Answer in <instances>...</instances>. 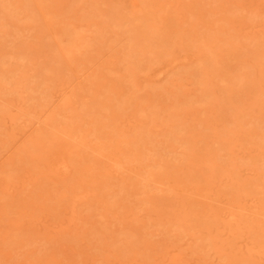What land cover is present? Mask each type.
Listing matches in <instances>:
<instances>
[{
  "label": "rangeland",
  "instance_id": "374dc122",
  "mask_svg": "<svg viewBox=\"0 0 264 264\" xmlns=\"http://www.w3.org/2000/svg\"><path fill=\"white\" fill-rule=\"evenodd\" d=\"M138 2L0 0V264H264V0Z\"/></svg>",
  "mask_w": 264,
  "mask_h": 264
},
{
  "label": "bare ground",
  "instance_id": "6f19581e",
  "mask_svg": "<svg viewBox=\"0 0 264 264\" xmlns=\"http://www.w3.org/2000/svg\"><path fill=\"white\" fill-rule=\"evenodd\" d=\"M121 1H122V0H121ZM127 1H129V3H130L131 5H134L135 2H137V4L139 3V2H138L139 0H138V1H136V0H127ZM140 1H141V0H140ZM142 2H143V1H142ZM142 2H141V4H142ZM125 4H126V3H125ZM122 5H124V4H122ZM126 5H128V3H127ZM120 6H121V5H120ZM142 6H143V4H142ZM144 6H145V5H144ZM121 7H122V6H121ZM126 7H127V6H126ZM134 7H135V6H134ZM2 8H3V7H2ZM123 8H124V7H123ZM119 9H120V8H119ZM143 12H144V10H143ZM137 15H138V14H137ZM139 16H140V14H139ZM142 19H143V17H142ZM135 20H136V19H135ZM144 21H145V20H144ZM136 22H138V21H136ZM139 23H140V22H139ZM137 24H138V23H137ZM139 27H140V26H139ZM58 33H59V32H58ZM76 35H77V37H78L77 31H76ZM58 36H59V35H58ZM77 37H75V38H77ZM75 38H74V39H75ZM53 40H54V39H53ZM77 40H78V39H77ZM148 40H149V39H147V41H148ZM149 41H150V40H149ZM62 44H63V43H62ZM68 44H69V43H68ZM50 45H51V44H50ZM149 45H151V44H149ZM48 47H49V46H48ZM55 47H56V46H55ZM50 50H51V49H50ZM54 54H55V53H54ZM57 57H58V56H57ZM11 58H12V57H11ZM14 59H15V58H14ZM35 59H36V58H35ZM35 59H34V60H35ZM17 60H18V59H17ZM17 60H16V63L18 62ZM60 60H61V59H60ZM19 63H20V62H18V64H19ZM26 63H27V62H26ZM18 66H19V65H18ZM19 67H20V66H19ZM12 68H13V67H12ZM30 68H31V67H30ZM146 69H147V68H146ZM23 70H24V69H23ZM45 70H46V69H45ZM134 71H135V70H134ZM134 71H133V72H134ZM146 71H147V70H146ZM45 72H46V71H45ZM20 73H21V72H20ZM49 74H50V72H49ZM234 76H235V75H234ZM4 77H5V76H4ZM35 78H36V77H35ZM226 78H227V77H226ZM227 80H229V79H227ZM18 81H19V80H18ZM31 81H32V79H31ZM49 81H50V80H49ZM3 82H4V81H3ZM13 82H14V80H13ZM146 82H147V81H146ZM1 83H2V81H1ZM154 83H155V82H154ZM4 84H5V83H4ZM14 86H15V85H14ZM18 86H20V85L18 84ZM49 86H50V85H49ZM15 88H16V87H15ZM18 88H19V87H18ZM24 88H25V87H24ZM48 88H49V87H48ZM0 89H1V88H0ZM16 89H17V88H16ZM20 89H21V88H20ZM25 89H26V88H25ZM11 91H12V90H11ZM22 92H23V91H22ZM21 94H22V93H21ZM30 95H31V94H30ZM63 95H64V94H63ZM21 96H22V95H21ZM129 97H130V96H129ZM85 98H86V96H85ZM124 98H125V97H124ZM4 100H5V99H4ZM59 100H60V99H59ZM63 100H64V99H63ZM63 100H62V101H63ZM66 102H67V103H71V102H72L71 97H68V96H67V98H66ZM5 103H6V102H5ZM63 103H64V102H63ZM64 104H65V103H64ZM83 104H84V103H83ZM127 104H128V102H127ZM2 105H3V104H2ZM2 105H1V106H2ZM85 105H86V104H85ZM66 106L69 107L68 105H66ZM63 107H64V105H63ZM79 107H80V106H79ZM83 107H84V106H83ZM57 109H58V107H57ZM67 109H69V108H67ZM84 109H85V108H84ZM116 109H117V108H116ZM82 110H83V109H82ZM43 111H44V110H43ZM260 112H261V111H260ZM263 112H264V111H263ZM263 112H262V113H263ZM52 113H53V112H52ZM52 113H51V114H52ZM258 113H259V111H258ZM58 114H59V113H58ZM60 114H61V113H60ZM48 116H49V115H48ZM40 117H41V116H40ZM242 117H243V116H242ZM250 117H251V115H250ZM259 117H260V116H259ZM226 118H227V117H226ZM248 118H249V117H248ZM49 119H50V117H49ZM49 119H48V120H49ZM67 119H68V118H67ZM73 119H74V118H73ZM55 120H56V119H54V121H55ZM59 120H60V118H59ZM234 120H235V119H234ZM73 121H74V120H73ZM46 122H47V120H46ZM48 122H50V120H49ZM55 122H56V121H55ZM69 122H70V121H69ZM74 122H75V121H74ZM74 122H73V123H74ZM79 122H80V121H79ZM113 122H114V121H113ZM236 122H237V121H236ZM53 123H54V122H53ZM230 123H231V122H230ZM54 124H55V123H54ZM56 124H57V122H56ZM56 124H55V125H56ZM65 125H66V124H65ZM67 126L69 127V131L72 130V132H73L74 127L72 126L73 128L70 129V125L68 124ZM215 126H216V125H215ZM226 126H227V125H226ZM45 127H46V126H45ZM65 127H66V126H65ZM195 127H196V126H195ZM216 127H217V126H216ZM228 127L231 128L230 125H229ZM250 127H251V126H250ZM255 127H256V126H255ZM47 128H48V127H47ZM47 128H46V130H48ZM66 128H67V127H66ZM66 128L64 129V125H63L62 128H59V129L62 130L61 133H62V132H65V134H66V130L68 129V128H67V129H66ZM117 128H118V127H117ZM214 128H215V127H214ZM230 128H229V129H230ZM41 129H42V128H41ZM43 129H44V128H43ZM81 129L83 130L82 127H81ZM122 129H123V128H122ZM237 129H238V128H237ZM75 130H76V129H75ZM82 130H81V131H82ZM217 130H218V129H216V132H217ZM226 130H227V128H226ZM230 130H231V129H230ZM245 130H246V129H245ZM250 130H251V129H249V131H250ZM58 131H59V130H58ZM69 131H68V132H69ZM79 131H80V130H79ZM79 131H78V132H79ZM236 131H237V130H236ZM238 131H239V130H238ZM252 131H253V130H252ZM255 131H256V130H255ZM70 132H71V131H70ZM170 132H172V131H170ZM228 132H229V131H228ZM234 132H235V130H234ZM234 132H233V133H234ZM42 133H43V132H41V136H42ZM46 133L49 134V132H46ZM74 133H75V135H76L77 132H74ZM178 133H179V132H178ZM210 133H212V132H210ZM233 133H231V134H233ZM44 134H45V133H44ZM57 134H58V133H57ZM62 134L65 135L64 133H62ZM135 134H136V133H135ZM213 134H214V132H213ZM216 134H217V133H216ZM220 134H221V133H220ZM229 134H230V133H229ZM37 135H38V138H39V137H40V136H39V133H38ZM67 135H68L69 139L71 138V139H70V142H71V140H73V139L75 138V137H73V139H72V137H71L72 135L75 136L74 134L67 133ZM122 135H123V134H122ZM226 135H228V134H226ZM234 135H235V134H234ZM234 135H233V136H234ZM43 136H44V135H43ZM47 136H48V135H46V137H47ZM65 136H66V135H65ZM86 136H87V135H86ZM183 136H184V135H183ZM81 137H82V136H81ZM194 137H195V136H194ZM194 137H193V138H194ZM219 137H220V136H219ZM231 137H232V136H231ZM231 137H229V138H231ZM54 138H55V137H54ZM58 138H59V139H58ZM58 138H57V140H59V142H60V141H61L60 139H62V138H60V137H58ZM188 138H190V137H188ZM205 138H206V137H205ZM216 138H217V137H216ZM250 138H251V137H250ZM45 139H46V138H45ZM47 139H49V137H48ZM47 139H46V140H47ZM63 139H64V138H63ZM69 139H68V141H69ZM75 139H76V138H75ZM258 139H259V138H258ZM34 140H35V139H34ZM34 140H33V142H34ZM53 140H54V139H53ZM77 140H78V139H77ZM83 140H85V139H83ZM122 140H123V139H122ZM213 140H214V139H213ZM225 140H226V139H225ZM225 140L223 139V140H221V141H223V143H224V142H227V141H228V138H227V141H225ZM42 141H44V140H42ZM48 141H49V140H48ZM48 141H47V142H48ZM68 141L65 140L64 142L66 143V142H68ZM74 141H75V140H74ZM149 141H150V140H149ZM189 141H190V140H189ZM189 141H187V142H189ZM49 142H50V141H49ZM82 142L84 143V141H82ZM197 142H198V141H197ZM209 142H210V141H209ZM215 142H216V140H215ZM230 142H231V140H230ZM255 142H256V141H255ZM259 142H260V141H259ZM44 143H45V142H44ZM50 143H51V142H50ZM50 143H49V145H50ZM89 143H90V142H89ZM92 143H93V142H92ZM181 143H182V142H181ZM227 143H228V144H227ZM227 143H226L227 146L230 148L229 141H228ZM34 144H35V143H34ZM53 144H54V142H53ZM53 144H52V146H55V145H53ZM72 144H73V147H71V145L69 146L68 143L65 144V145H68V148H69V149H67V150L64 149V148H62V149H64L65 151H67V153H66V152H63V150H62V151H61V150H57L56 152L52 153V154L49 156V158H48V160H49L48 163H49L50 165H52V168H51V169H52V170L59 171V172H58L59 174L56 173L58 176L60 175V173H61V175H63V173H66L65 171H66L67 169L70 170V169H69L70 166L72 167V165H70V162H71V160H72V156L74 155L73 153H76L77 155L79 154L78 151L76 152L75 150H77L78 148H79V149L81 148V147L77 146V145H80V142H78V143H74V142H73ZM75 144H76V145H75ZM84 144H85V143H84ZM90 144H91V143H90ZM90 144H89V145H90ZM198 144H199V143H198ZM214 144H215V143H214ZM220 144H221V143H220ZM234 144H235V143H234ZM150 145H151V144H150ZM182 145H183V144H182ZM207 145L209 146V144H207ZM260 145H261V144H260ZM260 145H259V146H260ZM82 146H83V145H82ZM90 146H92V145H90ZM94 146H95V145H94ZM140 146H141V145H140ZM204 146H205V145H204ZM219 146H220V145H219ZM62 147H65V146L63 145ZM106 147H107V146H106ZM202 147H203V146H202ZM222 147H223V146H222ZM236 147H237V146H236ZM49 148H50V147H49ZM52 148H53V147H52ZM52 148H51V149H52ZM75 148H77V149H75ZM208 148H209V147H208ZM216 148H217V147H216ZM257 148H258V147H257ZM59 149H61V145H60ZM70 149H72V150H70ZM185 149H188V148L186 147ZM212 149H213V148H212ZM233 149H234V148H233ZM248 149H249V148H248ZM251 149H252V148H251ZM254 149H255V148H254ZM254 149H253V150H254ZM54 150H55V149H54ZM73 150H74V151H73ZM205 150H206V149H205ZM230 150H232V148H230ZM230 150H229V151H230ZM259 150H260V149H259ZM44 151H45V150H44ZM68 151H70L71 153H72V151H73V153H72L73 155L70 154V152H68ZM214 151H215V150H214ZM225 151H226V150H225ZM233 151H234V150L230 151V152H231L230 155L232 154V156H233V153H232ZM255 151H256V149H255ZM262 151H263V149H262ZM91 152H92V151H91ZM144 152H145V151H144ZM151 152H152V151H151ZM197 152H198V151H197ZM197 152H196V153H197ZM211 152H212V151H211ZM249 152H250V150H249ZM188 153H189V152H188ZM194 153H195V152H194ZM218 153H219V152H218ZM224 153H225V152H224ZM234 153H235V155L237 154L236 152H234ZM247 153H248V152H247ZM251 153H252V151H251ZM251 153L249 154L250 156H252ZM260 153H261V152H260ZM262 153H263V152H262ZM87 154H88V153H87ZM89 154H90V153H89ZM133 154H134V153H133ZM143 154H144V153H143ZM189 154H190V153H189ZM192 154H193V153H192ZM255 154H257V153H255ZM70 155H71V156H70ZM117 155H118V154H117ZM149 155H150V154H149ZM190 155H191V154H190ZM193 155H194V154H193ZM209 155H210V154H209ZM217 155H218V154H217ZM221 155H222V154H221ZM224 155H225V154H224ZM226 155H227V154H226ZM257 155H258V154H257ZM75 156H76V155H75ZM79 156H80V155H79ZM191 156H192V155H191ZM239 156H240V155H239ZM250 156H249V157H250ZM261 156H262V154H261ZM217 157H218V156H217ZM224 157H225V156H224ZM229 157H231V156H229ZM229 157H228V159H226V161L230 160ZM241 157H242V156H241ZM259 157H260V156H259ZM262 157H263V156H262ZM262 157H260V159L264 160ZM74 158H76V157H74ZM129 158H130V157H129ZM208 158H209V156H208ZM211 158H212V157H211ZM218 158H219V157H218ZM221 158H222V157H221ZM225 158H226V157H225ZM252 158H253V157H252ZM255 158H256V156H255ZM257 158H258V157H257ZM78 159H79V158H77V160H78ZM108 159H109V158H108ZM115 159H116V158H115ZM115 159H114V160H115ZM192 159H193V158H192ZM202 159H203V158H202ZM231 159H232V158H231ZM233 159H234V158H233ZM137 160H138V159H137ZM148 160H149V159H148ZM150 160H151V159H150ZM72 161H73V160H72ZM78 161H79V160H78ZM182 161H183V160H182ZM191 161H192V160H191ZM200 161H201V160H200ZM224 161H225V160H224ZM233 161H234V160H233ZM251 161H254V159H253V160L251 159ZM136 162H137V161H136ZM155 162H156V161H155ZM208 162H209V160H208ZM215 162H216V161H215ZM255 162H256V161H255ZM260 162H261V161H260ZM79 163H80V162H79ZM153 163H154V162H153ZM206 163H207V162H206ZM250 163H251V162H250ZM233 164H234V163H233ZM255 164H256V163H255ZM186 165H187V164H186ZM206 165H207V164H206ZM258 165H260V164H258ZM204 166H205V165H204ZM213 166H214V164H213ZM230 166H231V165H230ZM250 166H251V165H250ZM262 166H263V165H262ZM78 167H79V166H78ZM111 167H112V165H111ZM132 167H133V166H132ZM209 167H210V166H209ZM215 167H216V166H215ZM215 167H213V169H214ZM232 167H233V166H232ZM81 168H82V167H81ZM210 168H211V167H210ZM235 168H236V167H234V170H235ZM259 168H260V169H261V168L264 169V167H260V166H259ZM85 169H86V168H85ZM114 169H115V168H114ZM166 169H167V168H166ZM203 169H204V168H203ZM211 169H212V168H211ZM211 169H210V170H211ZM254 169H255V168H254ZM73 170H74V169H73ZM98 170H99V169H98ZM220 170H221V169H220ZM242 170H243V169H242ZM50 171H51V170H50ZM212 171H213V170H211L210 173H211ZM214 171H215V172L218 171V166H217V169L214 170ZM214 171H213V173H214ZM226 171L228 172L229 170H226ZM232 171H233V170H232ZM232 171H231V172H232ZM236 171H237V170H236ZM256 171H257V170H256ZM95 172H96V171H95ZM95 172H94V173H95ZM108 172H109V171H108ZM224 172H225V171H224ZM233 172H235V171H233ZM259 172H260V171H259V169H258L257 173H259ZM261 172H262V171H261ZM263 172H264V170H263ZM70 173H72V172H70ZM82 173H83V172H82ZM126 173H127V172H126ZM150 173H151V172H150ZM150 173H149V174H150ZM169 173H170V172H169ZM195 173H196V172H195ZM219 173H220V172H219ZM228 173H229V172H228ZM237 173H238V172H237ZM240 173H242V172H240ZM87 174H88V173H87ZM166 174H167V173H166ZM235 174H236V173H235ZM260 174H261V173H260ZM262 174L264 175V173H262ZM64 175H65V174H64ZM72 175H73V173L71 174V176H72ZM76 175H77V174H76ZM150 175H151V174H150ZM168 175H169V174H168ZM227 175H228V174H227ZM236 175H237V174H236ZM236 175L233 174V176H236ZM239 175H240V174H238V176H239ZM246 175L251 176V175H249V174H246ZM246 175H245L244 177H246ZM82 176H83V175H82ZM138 176H139V175H138ZM223 176H224V175H223ZM233 176H232V178H233ZM83 177H84V176H83ZM83 177H82V178H83ZM86 177H87V176H86ZM211 177H212V174H211ZM227 177H228V176H227ZM156 178H157V176H156ZM175 178H176V177H175ZM241 178H242V177H241ZM256 178H257V177H256ZM258 178H259V177H258ZM153 179H154V178H153ZM158 179H159V178H158ZM189 179H190V178H189ZM229 179H230V178H229ZM237 179H238V178H237ZM260 179H261V178H260ZM262 179H264V178H262ZM67 180H68V178H67ZM76 180H77V179H76ZM143 180H144V179H143ZM151 180H152V179H151ZM161 180H162V179H161ZM211 180H212V179H211ZM234 180H235V182H237V180H236L235 178L233 179V181H234ZM255 180H256V179H255ZM162 181H163V180H162ZM164 181H165V180H164ZM206 181H207V180H206ZM209 181H210V180H209ZM216 181H217V180H216ZM224 181H226V180H224ZM82 182H83V181H82ZM82 182H81V183H82ZM133 182H134V181H133ZM143 182H144V181H143ZM214 182H215V181H214ZM214 182H213V183H214ZM222 182H223V181H222ZM227 182H228V181H227ZM235 182H234V183H235ZM263 182H264V181H263ZM228 183H229V182H228ZM228 183H227V185H226L225 187H228ZM231 183H232V179H231V181H230L229 184L231 185ZM243 183H244V180H243ZM68 184H69V183H68ZM72 184H73V182H72ZM72 184H71V185H72ZM76 184H77V183H76ZM90 184H91V183H90ZM121 184H122V183H121ZM210 184H211V183H210ZM225 184H226V182H224V185H225ZM244 184H245V186H246V183H244ZM263 184H264V183H263ZM79 185L82 186V187H83V186L85 187L84 183L79 184ZM79 185H77V186H79ZM167 185H169V184H167ZM170 185H171V184H170ZM198 185H199V184H198ZM204 185H205V184H204ZM237 185H239V184L237 183ZM77 186H76V187H77ZM80 186H79V187H80ZM87 186H88V185H87ZM124 186H125V185H124ZM202 186H203V185H202ZM206 186H207V185H206ZM231 186L234 187V185H231ZM240 186H241V185H239V189H240ZM242 186H243V185H242ZM242 186H241V188L243 189V187H245V186H243V187H242ZM247 186H249V184H248ZM257 186H258V185H257ZM263 186H264V185H263ZM84 187H83V188H84ZM192 187H193V186H192ZM198 187H200V186H198ZM229 187H230V186H229ZM235 187H237V186H235ZM235 187H234V188H235ZM260 187H262V183H261V186H259V188H260ZM88 188H89V187H88ZM163 188H164V186H163ZM211 188H212V187H211ZM223 188H224V187H223ZM245 188H247V187H245ZM249 188H250V187H249ZM259 188H258V189H259ZM76 189H77V188H76ZM86 189H87V188H86ZM157 189H158V188H157ZM160 189H162V187H160ZM160 189H159V190H160ZM224 189H225V188H224ZM230 189H231V188H230ZM235 189H236V188H235ZM235 189H234V190H235ZM239 189H236V190H238V192H239ZM176 190H177V189H176ZM219 190H220V189H219ZM227 190H228V189H227ZM231 190H232V189H231ZM236 190H235L236 193L234 194V196H235L236 194L239 196V193H238ZM243 190H244V189H243ZM251 190H252V189H251ZM251 190H250V191H251ZM72 191H73V190H72ZM84 191H85V189H84ZM202 191H203V190H202ZM216 191H217V189H216ZM224 191H225V190H224ZM245 191L247 192V190H245ZM250 191H249V192H250ZM88 192H89V191L86 192V195H87ZM165 192H166V191H165ZM207 192H208V191H207ZM219 192H220V191H219ZM229 192L231 193V192H233V191H229ZM249 192H247V193L249 194ZM76 193H77V192H76ZM84 193H85V192H84ZM89 193H90V192H89ZM209 193H210V191H209ZM82 194H83V193H82ZM219 194H220V193H219ZM222 194H223V193H222ZM222 194H220V195H222ZM224 194H225V193H224ZM232 194H233V193H231V195H232ZM255 194H256V193H254V195H255ZM75 195L79 196L78 194H74V196H75ZM83 195H84V194H83ZM225 195H227V192H226ZM228 195H229V194H228ZM231 195H230V196H231ZM241 195H242V194H240V196H239L240 198H241ZM243 195H244V194H243ZM246 195H247V194H245V196H246ZM234 196H233V198H235ZM257 196H258V195H257ZM260 196H261V195H260ZM81 197L83 198V196H81ZM87 197H88V196H87ZM145 197H146V196H145ZM163 197H164V196H163ZM172 197H173V196H172ZM192 197H193V196H192ZM206 197L208 198V196H206ZM219 197H221V196L217 195V198H219ZM222 197H223V196H222ZM225 197H226V196H225ZM246 197H248V196H246ZM167 198H168V197H167ZM228 198H229V197H228ZM236 198H237V197H236ZM255 198H256V197H255ZM255 198H254V199H255ZM80 199H81V198H80ZM215 199H216V198H215ZM221 199H222V198H221ZM221 199H220L219 201H221ZM223 199H224V198H223ZM237 199H238V198H237ZM258 199L260 200V198H258ZM77 200H78V198H77ZM231 200H233V199H231ZM235 200H236V199H235ZM238 200H239V199H238ZM242 200H243V198H242ZM262 200H263V199H262ZM161 201H162V200H161ZM219 201H218V202H219ZM222 201H223V200H222ZM225 201H226V200H225ZM229 201H230V200H229ZM229 201H228V204H225V202H223V203H224L225 205H228V207L231 209V210H230V211H231V213H230V217H231V216L234 214V212H233V214H232V210L234 209V208L232 209V205H234V202H233L234 200L232 201L233 204L230 202L232 205L229 204ZM246 201H247V200H246ZM252 201H253V200H252ZM252 201H250V203H251ZM121 202H122V201H121ZM173 202H174V201H173ZM240 202H241V201H240ZM256 202H257V201H256ZM256 202H255V204H256ZM260 202H261V201H260ZM177 203H178V202H177ZM220 203H222V202H220ZM223 203H222V205H223ZM244 203H245V201H244ZM250 203H249V205H251ZM257 203H258V202H257ZM218 204H219V203H218ZM242 204H243V203H242ZM247 204H248V203H247ZM261 204H263V203H261ZM77 205H78V204H77ZM181 205H182V204H181ZM185 205H187V204H185ZM202 205H203V204H202ZM206 205H207V204H206ZM213 205H214V203H213ZM222 205L220 206V208L222 207L221 209L223 210V207H224V206H222ZM229 205H230V206H229ZM252 205H254V202L252 203ZM252 205H251V206H252ZM258 205H259V203H258ZM263 205H264V204H263ZM263 205H262V206H263ZM196 206H197V205H196ZM210 206H211V204H210ZM210 206H209V209H210ZM235 206H236V209H237V211H235V212L237 213V212H238V208H237V205H235ZM235 206H234V207H235ZM259 206H260V205H259ZM228 207H227V208H228ZM256 207H257V205H256ZM260 207H261V206H260ZM263 207H264V206H263ZM174 208H175V207H174ZM213 208H214V207H211V210H210V211H212ZM225 208H226V207H225ZM225 208H224V210H223L224 213H225ZM227 208H226V209H227ZM257 208H258V207H257ZM257 208H254V209L257 210ZM151 209H152V208H151ZM158 209H159V208H158ZM192 209H193V208H192ZM217 209H219V208L216 207L215 210H217ZM259 209H260V208H259ZM262 209H263V208H262ZM154 210H155V209H154ZM206 210H207V209H206ZM213 210H214V209H213ZM227 210H228V209H227ZM239 210H240V209H239ZM165 211H166V210H165ZM210 211H209V212H210ZM217 211H220V210H217ZM228 211H229V210H228ZM242 211H243V210H242ZM186 212H188V211H186ZM192 212H193V211H192ZM197 212H199V211L197 210ZM201 212H202V211H201ZM214 212H215V211H214ZM214 212H213V214H215ZM245 212H246V211H245ZM258 212H259V211H258ZM184 213H185V212H184ZM194 213H196V212H194ZM224 213H223V214H224ZM228 213H229V212H228ZM228 213H227V214H228ZM236 213H235V215H237ZM256 213H257V211H256ZM262 213H263V212H262ZM197 214H198V213H197ZM217 214H218V213H217ZM220 214H221V212H220ZM227 214H226V216H227ZM231 214H232V215H231ZM242 214H244V213L242 212ZM246 214H247V213H246ZM150 215H151V213H150ZM166 215H167V214H166ZM189 215H190V214H189ZM240 215H241V213H240ZM248 215H249V214H247V215L244 214V216H243L242 218H244V217H248ZM185 216H186V215H185ZM190 216H191V215H190ZM190 216H188V217H190ZM220 216H221V215H220ZM195 217H196V216H195ZM197 217H198V216H197ZM212 217H214V216H212ZM217 217H218V216H217ZM221 217H223V216H221ZM228 217H229V216H228ZM230 217H229V218H230ZM233 217H237V216H233ZM152 218H153V217H152ZM206 218H207V217H206ZM237 218H241V216H239V217H237ZM250 218H251V217H250ZM168 219H169V218H168ZM188 219H189V218H188ZM190 219H191V218H190ZM223 219H225V218L223 217ZM223 219H222V220H223ZM227 219H228V218H227ZM246 219H247V218H246ZM263 219H264V218H263ZM191 220H192V219H191ZM199 220H201V219H199ZM203 220H204V219H203ZM205 220H206V219H205ZM208 220H209V219H208ZM240 220H242V219H240ZM240 220H239V219H236V218H231V221H235L236 224H241V223H240V222H241ZM156 221H157V220H156ZM209 221H210V220H209ZM224 221H225V220H224ZM226 221H227V220H226ZM255 221H256V220H254V222H255ZM261 221H262V220H261ZM192 222H193V221H192ZM195 222H197V221H195ZM203 222H204V221H203ZM222 222H223V221H222ZM248 222H250V220H248ZM254 222H250V224H252V223H254ZM215 223H216V222H215ZM244 223L246 224V222H244ZM244 223H243V225H244ZM257 223H258V222H257ZM203 224H204V223H203ZM211 224H212V223H211ZM227 224H228V225L231 224L230 220H229V223L227 222ZM233 224H234V223H233ZM250 224H249V225H250ZM262 224H263V223H262ZM200 225H201V224H200ZM207 225H208V224H207ZM224 225H225V224H224ZM231 225H232V224H231ZM231 225H230V226H231ZM243 225H240V226L242 227ZM247 225H248V224H247ZM211 226H213V224H212ZM216 226H217V224H216ZM230 226H229V228H230ZM238 226H239V225H236L235 227L233 226L232 229H233V230H235V229H240L241 227L239 226V228H238ZM244 226H245V225H244ZM198 227H199V226H198ZM209 227H210V226H209ZM226 227H227V225H226ZM250 227H253V226H249V228H250ZM261 227H262V226H261ZM204 228H205V226H204ZM216 228H217V227H216ZM234 228H235V229H234ZM249 228H248V229H249ZM258 228H260V227H258ZM189 229H190V227H189ZM217 229H219V228H217ZM217 229H216V230H217ZM230 229H231V228H230ZM244 229H245V228H243V231H245ZM252 229H253V228H252ZM144 231H145V230H144ZM235 231H237V230H235ZM243 231H241V232H243ZM186 232H187V231H186ZM200 232H201V231H200ZM200 232H199V233H200ZM210 232H211V230H210ZM217 232H218V231H217ZM248 232H249V231H248ZM251 232L253 233V231H251ZM251 232H250V233H251ZM245 233H246V232H245ZM250 233H248L247 235H251ZM203 234H204V233H203ZM239 234H240V233H239ZM263 234H264V233H263ZM210 235H211V234H210ZM243 235H244V234H241V237H243ZM215 236H216V234H215ZM245 236H246V235H245ZM251 236H252V235H251ZM254 236H255V235H254ZM213 237H214V236H213ZM213 237H212V238H213ZM241 237H240V238H241ZM201 238H202V237H201ZM205 238H206V237H205ZM209 238H210V237H209ZM219 238H220V237H219ZM143 239H144V237H143ZM202 239H203V238H202ZM215 239H216V238H215ZM249 239H250V238H249ZM223 240H224V239H223ZM226 240H227V239H226ZM235 240H236V239H235ZM189 241H190V240H189ZM251 241H252V240H251ZM179 242H180V241H179ZM252 242H253V241H252ZM198 243H199V242H198ZM213 243H214V242H213ZM223 245H224V244H223ZM230 245H231V244H230ZM235 245H237V244H235ZM239 245H240V244H239ZM255 245H256V244H255ZM261 245H262V244H261ZM263 245H264V244H263ZM206 246H207V245H206ZM217 246H218V245H217ZM230 247H231V246H230ZM225 250H226V249H225ZM226 252H227V251H226ZM253 252H254V251H253ZM236 253H237V252H236ZM229 255H230V254H229ZM237 256H238V255H237ZM185 257H186V256H185ZM242 258H243V257H242ZM171 262H172V261H171ZM251 262H252V261H251ZM255 263H256V262H255ZM257 263H258V262H257Z\"/></svg>",
  "mask_w": 264,
  "mask_h": 264
}]
</instances>
